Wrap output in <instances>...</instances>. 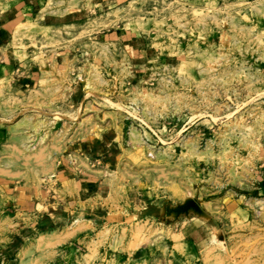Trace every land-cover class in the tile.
I'll return each mask as SVG.
<instances>
[{
  "label": "rangeland",
  "instance_id": "obj_1",
  "mask_svg": "<svg viewBox=\"0 0 264 264\" xmlns=\"http://www.w3.org/2000/svg\"><path fill=\"white\" fill-rule=\"evenodd\" d=\"M96 1L0 40V264H264V0Z\"/></svg>",
  "mask_w": 264,
  "mask_h": 264
},
{
  "label": "crops",
  "instance_id": "obj_2",
  "mask_svg": "<svg viewBox=\"0 0 264 264\" xmlns=\"http://www.w3.org/2000/svg\"><path fill=\"white\" fill-rule=\"evenodd\" d=\"M49 0H15L12 6L5 8L0 14V40H3V36L8 32L14 30L18 25L25 23L26 20H36L37 11L47 6ZM70 0H65L63 7H66L69 4ZM104 0H97L96 5H99ZM55 10L56 7L50 8ZM62 9V8H61ZM80 9V8H78ZM33 23V21H32ZM39 26H45L38 24ZM19 67L15 70L17 71ZM53 214L48 213V216H45V219L52 221ZM8 251V250H7Z\"/></svg>",
  "mask_w": 264,
  "mask_h": 264
}]
</instances>
